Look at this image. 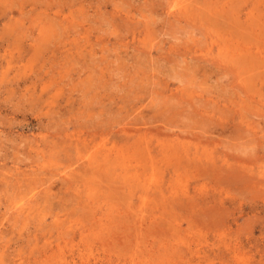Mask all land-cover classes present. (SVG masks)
Returning a JSON list of instances; mask_svg holds the SVG:
<instances>
[{
  "label": "rangeland",
  "instance_id": "374dc122",
  "mask_svg": "<svg viewBox=\"0 0 264 264\" xmlns=\"http://www.w3.org/2000/svg\"><path fill=\"white\" fill-rule=\"evenodd\" d=\"M0 264H264V0H0Z\"/></svg>",
  "mask_w": 264,
  "mask_h": 264
}]
</instances>
